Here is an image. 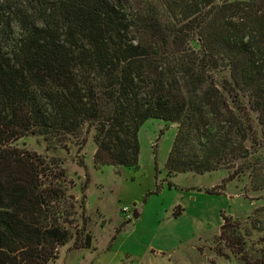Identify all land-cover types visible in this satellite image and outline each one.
<instances>
[{
  "label": "trees",
  "instance_id": "1",
  "mask_svg": "<svg viewBox=\"0 0 264 264\" xmlns=\"http://www.w3.org/2000/svg\"><path fill=\"white\" fill-rule=\"evenodd\" d=\"M251 114L264 140V0H0V264L90 244L83 189L66 194L56 160L11 146L21 137L80 147L92 130L94 167L135 169L140 126L174 123L166 175L234 168L224 181L259 188ZM221 220L218 255L240 253Z\"/></svg>",
  "mask_w": 264,
  "mask_h": 264
},
{
  "label": "rangeland",
  "instance_id": "2",
  "mask_svg": "<svg viewBox=\"0 0 264 264\" xmlns=\"http://www.w3.org/2000/svg\"><path fill=\"white\" fill-rule=\"evenodd\" d=\"M251 120L260 143L253 155L258 160L259 188L251 186L246 173L224 181L234 168L202 175H166L164 162L176 131V125L169 122L147 120L140 126L135 169L94 167L92 130L80 147L75 140L62 146L39 135L12 143L45 163L56 160L66 194L75 200L83 189L89 247L75 250L70 239L49 264H91L107 252L117 264H253L259 252H264V140L253 114ZM234 165L240 167V162ZM212 189L217 193L208 192ZM122 207L129 209L127 215L121 213ZM134 210L138 211L135 219ZM222 217L238 224L240 253L236 249V254L230 253L220 245L224 256L218 255L215 246ZM75 224L79 226L78 221Z\"/></svg>",
  "mask_w": 264,
  "mask_h": 264
},
{
  "label": "crops",
  "instance_id": "3",
  "mask_svg": "<svg viewBox=\"0 0 264 264\" xmlns=\"http://www.w3.org/2000/svg\"><path fill=\"white\" fill-rule=\"evenodd\" d=\"M133 205H134V203H133ZM134 211H136V210H134ZM136 213H137V216H138V211H136ZM107 255L105 256V257H101V258H98V259H96L93 263H91V264H102V262H104L105 264H117V261H114L113 259H112V257H110V255H109V253L107 252L106 253ZM83 260H81V262H82ZM75 264H81V263H75Z\"/></svg>",
  "mask_w": 264,
  "mask_h": 264
},
{
  "label": "built area",
  "instance_id": "4",
  "mask_svg": "<svg viewBox=\"0 0 264 264\" xmlns=\"http://www.w3.org/2000/svg\"><path fill=\"white\" fill-rule=\"evenodd\" d=\"M121 213L124 215H127L129 213V209L127 207H122L121 208Z\"/></svg>",
  "mask_w": 264,
  "mask_h": 264
},
{
  "label": "water",
  "instance_id": "5",
  "mask_svg": "<svg viewBox=\"0 0 264 264\" xmlns=\"http://www.w3.org/2000/svg\"><path fill=\"white\" fill-rule=\"evenodd\" d=\"M132 206H134V205L132 204ZM136 217H137V213H136V211H133V212H132V218L135 219Z\"/></svg>",
  "mask_w": 264,
  "mask_h": 264
}]
</instances>
